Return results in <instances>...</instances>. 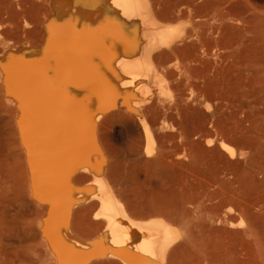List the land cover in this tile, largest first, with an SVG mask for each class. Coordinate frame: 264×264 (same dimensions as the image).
I'll return each mask as SVG.
<instances>
[{"label": "bare ground", "instance_id": "6f19581e", "mask_svg": "<svg viewBox=\"0 0 264 264\" xmlns=\"http://www.w3.org/2000/svg\"><path fill=\"white\" fill-rule=\"evenodd\" d=\"M31 1L50 7L41 38L0 37V264H264L253 160L219 141L212 162L230 174L228 208L196 235L190 257L177 219L129 211L100 130L103 119L125 118L144 142L134 152L151 154L170 128L224 127L231 102L264 139V3ZM23 3L0 0V15Z\"/></svg>", "mask_w": 264, "mask_h": 264}, {"label": "rangeland", "instance_id": "374dc122", "mask_svg": "<svg viewBox=\"0 0 264 264\" xmlns=\"http://www.w3.org/2000/svg\"><path fill=\"white\" fill-rule=\"evenodd\" d=\"M264 3V0H259ZM23 6L15 4L8 13L0 15V37L10 41L18 38L35 42L42 36L43 19L49 4L32 6L31 0H23ZM17 11L12 15V11ZM11 25H18V31H10ZM18 37V38H17ZM171 95H167L169 98ZM175 97V93L172 91ZM211 104L220 101L213 99ZM227 121L224 127L207 120L205 125L188 134H180L170 128L171 134L156 135L155 150L151 154L134 152L144 148V142L137 127L122 117L103 119L101 133L111 155L107 164L110 175L120 179L115 187L122 195L130 212L145 216L151 209L177 219L182 226L183 242L188 255H195L193 240L197 234L212 229L217 218L228 208L226 204V174L222 167L216 168L212 159L219 148V141L226 139L241 158L256 163V178L264 194V139L257 127L243 119V113L234 104L227 107ZM168 122L175 126L173 119ZM214 138L213 141L210 139ZM116 152H119L117 156ZM133 153V154H132ZM234 210L235 203H229ZM98 206L91 208V219L98 224L101 218H94ZM237 225L246 223L242 214L233 211ZM95 224V226H96ZM94 226V227H95ZM88 227L85 231H90ZM181 240L175 242L176 249ZM95 264H116L102 259Z\"/></svg>", "mask_w": 264, "mask_h": 264}]
</instances>
